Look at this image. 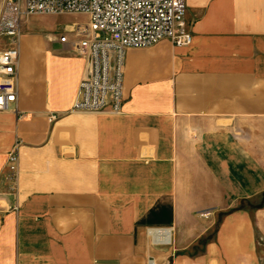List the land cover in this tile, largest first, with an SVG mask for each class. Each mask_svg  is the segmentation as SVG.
I'll use <instances>...</instances> for the list:
<instances>
[{"label": "crops", "instance_id": "obj_1", "mask_svg": "<svg viewBox=\"0 0 264 264\" xmlns=\"http://www.w3.org/2000/svg\"><path fill=\"white\" fill-rule=\"evenodd\" d=\"M186 3L189 46L127 50L119 114L73 109L90 70L73 35L24 37L0 264H264V0Z\"/></svg>", "mask_w": 264, "mask_h": 264}, {"label": "built area", "instance_id": "obj_2", "mask_svg": "<svg viewBox=\"0 0 264 264\" xmlns=\"http://www.w3.org/2000/svg\"><path fill=\"white\" fill-rule=\"evenodd\" d=\"M186 12V0H0V37L9 40L8 48L0 49V112L13 109L18 98L24 20L35 15H87V24L67 25L59 35L64 44L73 35L76 52L88 58L90 65L73 109L119 114L125 100L127 50L147 48L162 40L189 46L193 36ZM18 160L16 149L8 153L4 179L12 186L17 182ZM173 231L172 227H150L147 237L152 246H170ZM149 264H155L154 260Z\"/></svg>", "mask_w": 264, "mask_h": 264}, {"label": "rangeland", "instance_id": "obj_3", "mask_svg": "<svg viewBox=\"0 0 264 264\" xmlns=\"http://www.w3.org/2000/svg\"><path fill=\"white\" fill-rule=\"evenodd\" d=\"M87 22L88 17L85 14L35 15L22 22L21 44L25 36H30L31 40L35 41V38L41 35L48 41L50 35L59 36L67 25H85ZM8 46V38L1 36L0 49H5Z\"/></svg>", "mask_w": 264, "mask_h": 264}]
</instances>
